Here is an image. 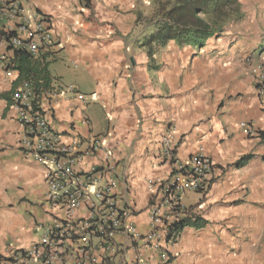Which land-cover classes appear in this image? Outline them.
Here are the masks:
<instances>
[{
  "label": "crops",
  "instance_id": "obj_1",
  "mask_svg": "<svg viewBox=\"0 0 264 264\" xmlns=\"http://www.w3.org/2000/svg\"><path fill=\"white\" fill-rule=\"evenodd\" d=\"M150 1L20 0L23 15L47 20L54 37L33 59L47 64L53 80L51 93L38 96L40 107L62 143L99 141L92 154L79 147L77 167L113 166L90 191L112 181L126 226L142 237L152 228L158 185L149 184L166 181L171 171L165 138L177 160L201 153L213 164L205 192L182 197L186 219L198 217L201 228L185 227L157 248L117 234V250L105 264H264V144L244 132L245 126L264 131L255 82L258 68L264 71L263 7L248 12L242 4L245 19L219 39L202 49L170 43L149 63L134 21ZM18 77L0 67V264L38 241L36 225L50 211L43 201L47 167L19 146L10 99L23 85Z\"/></svg>",
  "mask_w": 264,
  "mask_h": 264
},
{
  "label": "built area",
  "instance_id": "obj_2",
  "mask_svg": "<svg viewBox=\"0 0 264 264\" xmlns=\"http://www.w3.org/2000/svg\"><path fill=\"white\" fill-rule=\"evenodd\" d=\"M32 22V23H31ZM54 45V37L47 20L35 15L32 21L23 15L20 0H0V67L9 70L13 51L26 53L37 59ZM8 54V55H7ZM10 55V58L7 56ZM256 91L264 101V71L258 68ZM11 106L16 110L17 124L21 131L20 148L34 161L47 167L44 176V206L49 209L46 218L36 225L38 241L31 247L11 251L3 264H105L107 256L116 252L115 235H124L134 242L144 239L154 248L169 236L174 224L186 219V207L182 197L186 193H203L211 182L213 164L201 153H193L182 162L175 158L169 139L162 142V153L170 163L169 178L164 182L151 183L155 205L150 208L151 230L144 237L132 226L123 223V209L119 208L113 194V182L90 191L99 179L112 167H91L81 171L77 166L82 153H94L99 146L97 139L82 142L73 139L62 143L51 129L38 96L30 85L24 83L11 95ZM248 136L264 138L250 126H245ZM109 159V155H106ZM187 214V215H186ZM97 246L94 245V242ZM154 242V243H153ZM95 251L103 253L98 260ZM167 261L166 253L159 255ZM131 264H147L135 259Z\"/></svg>",
  "mask_w": 264,
  "mask_h": 264
},
{
  "label": "trees",
  "instance_id": "obj_3",
  "mask_svg": "<svg viewBox=\"0 0 264 264\" xmlns=\"http://www.w3.org/2000/svg\"><path fill=\"white\" fill-rule=\"evenodd\" d=\"M242 4L249 12L244 0H151L146 15L142 10L135 12L134 25L141 34L138 48L145 51L149 63L170 43L202 49L210 40L219 39L245 19L247 12L242 10ZM11 64V70L18 72L19 80L30 85L36 96L51 93L53 80L46 63L14 50ZM260 137L264 138V132ZM245 160L241 158L236 166H242ZM185 227L198 229L202 223L198 217L191 221L183 219L173 225L168 238Z\"/></svg>",
  "mask_w": 264,
  "mask_h": 264
},
{
  "label": "rangeland",
  "instance_id": "obj_4",
  "mask_svg": "<svg viewBox=\"0 0 264 264\" xmlns=\"http://www.w3.org/2000/svg\"><path fill=\"white\" fill-rule=\"evenodd\" d=\"M244 3L246 4V7L250 8V9H254V6H260V7H263V13H264V0H244ZM254 5V6H253ZM150 6V4H149ZM149 6L148 7H144V8H141L139 10H142V12L146 15L148 12H149ZM249 17L251 14H248ZM141 36V34H137V36ZM71 71L67 73V77L65 78V81H66V85H68V83L73 80V75H72V71H73V67H70Z\"/></svg>",
  "mask_w": 264,
  "mask_h": 264
}]
</instances>
